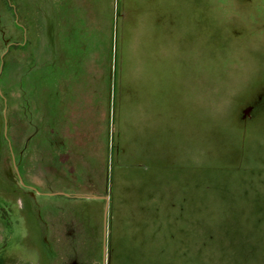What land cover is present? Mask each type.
I'll return each mask as SVG.
<instances>
[{
  "label": "rangeland",
  "instance_id": "obj_1",
  "mask_svg": "<svg viewBox=\"0 0 264 264\" xmlns=\"http://www.w3.org/2000/svg\"><path fill=\"white\" fill-rule=\"evenodd\" d=\"M1 61L0 264H264V0H0Z\"/></svg>",
  "mask_w": 264,
  "mask_h": 264
},
{
  "label": "flooded vegetation",
  "instance_id": "obj_2",
  "mask_svg": "<svg viewBox=\"0 0 264 264\" xmlns=\"http://www.w3.org/2000/svg\"><path fill=\"white\" fill-rule=\"evenodd\" d=\"M7 6H9V2L7 1ZM2 61H1V67L2 68ZM21 90V94L24 92V88L19 89ZM0 98L6 99V102L4 103V108H8V97L1 92ZM17 104V102H16ZM39 126L35 125V129L32 132L31 135L27 136L22 144V146L19 148V150L13 154V160H14V171L16 174V178L18 179V188L29 191V194L31 195H51V196H64L67 198H87L83 197L84 194H90L91 188H82L78 187L75 182L72 180L66 178L64 175L57 174V172H53L50 169L47 171H43V168L40 170L42 171L41 175L36 178L31 173V167L35 163V154L38 153V150H33L31 147V141L35 139L39 132ZM10 141V140H9ZM11 143V141L9 142ZM37 146V145H36ZM34 147L38 148V147ZM10 147L13 148L12 143L10 144ZM36 169L41 166V164L35 163ZM48 168V167H47ZM39 170V169H38ZM35 172V171H34ZM33 172V173H34ZM53 172V174H52ZM29 182V183H28ZM86 191H89V193H85ZM81 195V196H79ZM70 234V231L67 232ZM70 250H74L73 247H69ZM105 251L106 247L103 246L101 249L102 254V261L100 264H108V262L105 260ZM65 264H82L78 259L76 258H70Z\"/></svg>",
  "mask_w": 264,
  "mask_h": 264
},
{
  "label": "water",
  "instance_id": "obj_3",
  "mask_svg": "<svg viewBox=\"0 0 264 264\" xmlns=\"http://www.w3.org/2000/svg\"><path fill=\"white\" fill-rule=\"evenodd\" d=\"M81 196V195H79ZM83 197H87V198H101V199H105L107 200L108 199V195L107 193L106 194H84L82 195Z\"/></svg>",
  "mask_w": 264,
  "mask_h": 264
},
{
  "label": "crops",
  "instance_id": "obj_4",
  "mask_svg": "<svg viewBox=\"0 0 264 264\" xmlns=\"http://www.w3.org/2000/svg\"><path fill=\"white\" fill-rule=\"evenodd\" d=\"M117 211H118V210H117ZM114 238H115V240H117L118 243H120V240H119L120 236H119V235L117 236V238H116L115 235H114Z\"/></svg>",
  "mask_w": 264,
  "mask_h": 264
}]
</instances>
